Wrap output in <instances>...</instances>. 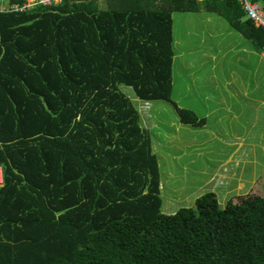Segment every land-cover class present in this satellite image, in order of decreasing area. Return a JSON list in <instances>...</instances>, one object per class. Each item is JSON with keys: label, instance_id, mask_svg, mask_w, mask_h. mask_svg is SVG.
I'll list each match as a JSON object with an SVG mask.
<instances>
[{"label": "trees", "instance_id": "16d2710c", "mask_svg": "<svg viewBox=\"0 0 264 264\" xmlns=\"http://www.w3.org/2000/svg\"><path fill=\"white\" fill-rule=\"evenodd\" d=\"M197 1L0 8V264H264L263 195L163 212L151 135L120 87L171 101L172 12ZM202 1L264 52L237 0Z\"/></svg>", "mask_w": 264, "mask_h": 264}, {"label": "rangeland", "instance_id": "374dc122", "mask_svg": "<svg viewBox=\"0 0 264 264\" xmlns=\"http://www.w3.org/2000/svg\"><path fill=\"white\" fill-rule=\"evenodd\" d=\"M107 4L106 0H96V5L98 6L106 7ZM172 17L175 39L178 38L182 42L183 38L185 43L187 41L185 39L187 37L186 34L190 32L187 42L190 47L187 46V48L191 50V56L194 51L193 47L197 42L196 35L198 33L204 32L206 34V38L203 41L206 43V51H208V47L214 42V39L211 38L213 35L209 36L210 33L214 34V36L216 33H219L218 35L221 34L220 36L224 43L228 37H232V35L229 36L228 31L236 30L219 10L207 8L206 2L202 0L197 1L195 10L173 11ZM237 32V34L241 33L238 30ZM242 40L248 43L239 42V48L244 46L254 48L251 40L245 35H243ZM224 51L223 49L221 62L223 65H232V69L235 68L237 87L235 89L228 86L220 88L221 95L226 99L224 104H222V101L218 112L214 110L218 106L214 98L217 97L219 90L214 87L212 80L198 81L197 85L199 87H196L195 80L190 77L188 78L189 81L184 83L183 88H178L181 83V77L178 78L175 75L177 90L174 94L180 97L178 105L180 108L195 111L199 115V119H203L201 124H181L183 122L175 113V108L171 103L177 98H174L172 94L171 101H146L139 99L130 86H120L121 90L132 99L138 108L143 125L148 127L153 136L155 135L156 138H159L158 156L167 160V168L164 167L166 176H163V180L165 181L166 178L171 177L170 179H173L171 185L178 187V190L183 186L181 192L177 194L179 201L183 199L190 201V196L185 194L207 184L210 176L220 164H222L220 171H223V165L232 152L229 144L231 138L229 126L231 124H238V130L235 129V133L232 135L233 139H237L236 137L242 138L243 131L245 134L248 129L251 128L253 130L249 134L250 140L253 141V147L245 146L232 153L233 157L225 164L227 174L230 175L232 181L227 180L225 183H219L223 187L220 189L212 187V190L216 193L222 206L229 199H236L240 195L251 192L264 196V59L255 49L254 52L252 51L253 53L238 50L234 58L225 55ZM193 58H196V56ZM206 58L205 71L207 72L211 61L208 56ZM178 72L180 73V69ZM201 72L207 75L206 72ZM227 73L228 71L223 73V75ZM200 82H203V84ZM241 82H244L245 85L249 84L248 89L252 82L254 100L250 99V97L243 98V100L240 99L241 95L244 94ZM234 90H236L237 99H229L235 97V95H232L235 94ZM248 93H250V89ZM224 106L231 107L233 112L242 113L243 116L237 120L232 119L230 115H227L228 118L219 119L218 114H224L222 112L225 110ZM151 114L153 119H151ZM154 114L157 115V118H154ZM219 128L223 131L225 128L228 129V135H216L215 130ZM224 137L228 139V142L224 141ZM242 175L245 176L243 177ZM244 180L246 181L244 182ZM217 181H219L218 178ZM211 185L214 186L215 184L211 183ZM211 185L208 189L211 188ZM169 186L170 184L160 183L164 200L169 195ZM188 201L186 204H188ZM162 208L164 209L163 205Z\"/></svg>", "mask_w": 264, "mask_h": 264}, {"label": "crops", "instance_id": "0c3cea01", "mask_svg": "<svg viewBox=\"0 0 264 264\" xmlns=\"http://www.w3.org/2000/svg\"><path fill=\"white\" fill-rule=\"evenodd\" d=\"M7 6H8V0H0V8L1 9H4ZM234 28L236 30H229L228 31L229 36L232 35V37H228V39L224 43L222 41V37L220 36L221 34L218 35L219 33H216V35L214 36V34L210 33L209 36L213 35V37H211V38L214 39V42L210 47H208V51H206L207 50L206 43L203 41L206 38V36H205L206 34L204 32L198 33L196 35L197 42H196V45H194V47H193L194 51H193L192 56H191V50H189L187 48V46H188L187 42L189 39L188 35L190 34V32H187V34H186L187 37H185V39H187V41L185 43L183 42V38H182V42H181L178 38L175 39V37L173 35V38H174V43H173L174 59H173L172 95L174 98H177V99L174 101H171V103L174 106L175 113L178 116H179L178 108H180V106L178 105V102L180 100V97H177V95L174 94V92L177 90V85H176V81H175L176 77H178V78L181 77V83L178 85V88H183L184 83L188 82L189 81L188 78H190V77L192 78V80H195V82H196L195 86L196 87L198 86L197 85L198 81H201V80L204 81L205 79L212 80L214 87H217L219 90L217 97L214 98L215 102L218 104V106L214 108V110L216 112L219 111L222 101H223L222 104H224V100L226 99L224 96L221 95L222 93L220 92V88L223 86L224 87L228 86L230 88L235 89V87H237V80L235 77L236 76L235 68L232 69V65H229V64L223 65L221 62L223 49L225 50L224 51L225 55H229L230 58H232V57L234 58V57H236V52L238 50H244V52L250 51L251 53H253L255 48H252V47L248 48L247 46L239 48L238 47L239 42H242L243 44H246L248 42H244L242 40L244 34L243 33L237 34L238 29L236 27H234ZM252 44H253V42H252ZM223 45H224V48H223ZM175 46H176V48H175ZM188 47H190V46H188ZM253 47H254V45H253ZM176 50H177V52H176ZM259 53H260V56L264 59V52H259ZM194 56H196V58H193ZM207 56H208V59L211 61V63H209L210 67H209L208 71L206 72L205 68H206V61H207L206 57ZM228 63H230V62H228ZM179 69H180V73L178 72ZM201 71L206 72L207 75H204ZM227 71H228V73L226 75H223V73H226ZM175 75H176V77H175ZM223 80H225L224 83H223ZM200 83L203 84V82H200ZM248 85L249 84L245 85L244 82H241V87L244 90V92H243L244 94H242L241 95L242 97L240 98L241 100H243V98L246 99L248 97H250V99L254 100L255 95L253 94V90H252V82L250 83V86H249L250 87L249 88L250 93H248L249 92V89L247 88ZM233 92H235V94H232V95H235V97H231L229 99L235 100V99H237L236 90H234ZM182 95H184V94L182 93ZM204 99H205V97H204ZM224 109L225 110L222 111V112H224V114H221V115L218 114L219 119L228 118L227 115H230V117L232 119L237 120L239 117L243 116L242 113L233 112V109L231 107H225L224 106ZM197 116L199 117V115H197ZM148 117L150 118L149 114H148ZM154 118H157L156 114H154ZM151 119H153L152 114H151ZM181 124L186 125L185 123H181ZM143 126L148 130V132L151 135L153 151L156 153L158 161H159V167H160V172H161V183L170 184V186L168 187L169 188L168 189L169 195L166 197V200H164L163 194L161 191V196L163 199V206L165 209L164 210L162 208V210L164 213H167V214L175 213L181 207L192 206L197 197H199L200 195H202L206 191H213L212 187H214L215 189H220L223 186L219 183H225L227 180L232 181V178L230 177V175H228L227 171L224 170V169H226L225 164H227L228 160L231 157H233L232 153H234L236 150L242 149L245 146L253 147V141H251L249 138V134L253 130L250 128L247 130V132L245 134L243 131L242 132L243 133L242 138L236 137L237 139H233L232 135L235 133V129L238 130V124H234V125L231 124L229 126L230 127V135H231L229 144H230V150H232V152L227 157L226 163L223 165V167H224L223 171H220V166L222 165V164H220L219 166L216 167L215 172H213L212 175L210 176L207 184L199 186L197 189L185 194L186 196H188V195L190 196V199H191L190 201L184 200V199L179 201L178 200L179 197L177 196V194H179L181 192V189L183 188V186H181V189L178 190V187H173L171 185V183L173 181V179H170L171 177L166 178L165 181L163 180V176L165 175L164 167L167 168V160L158 156V150H159L158 146L160 143L159 138H156L155 135L153 136L151 131L148 129V127H146L145 125H143ZM215 131H216L215 134L219 135V136H222V134L228 135V133H229L228 129H226V128L224 131L221 130L220 128L218 130H215ZM224 141L228 142V139H226V137H224ZM0 168H1L0 180L2 182L3 181V171H2V167H0ZM233 175H235V174H233ZM242 176L244 177L245 175H242ZM217 178L219 179V181H217ZM245 181L246 180H244V182ZM211 183L215 184V185L212 186ZM210 185H211V188L208 189ZM187 201H188V204H186ZM167 202L170 203L169 206L167 205ZM165 205H166V207H165Z\"/></svg>", "mask_w": 264, "mask_h": 264}, {"label": "built area", "instance_id": "2783aa9c", "mask_svg": "<svg viewBox=\"0 0 264 264\" xmlns=\"http://www.w3.org/2000/svg\"><path fill=\"white\" fill-rule=\"evenodd\" d=\"M64 0H25L20 4H12L5 9L15 12H24L32 10L39 6L49 7L53 5L61 4ZM246 15V18L252 20L257 27L264 29V0H237ZM1 177V168H0ZM0 180V184H1Z\"/></svg>", "mask_w": 264, "mask_h": 264}]
</instances>
